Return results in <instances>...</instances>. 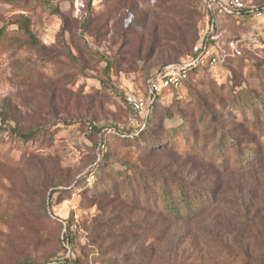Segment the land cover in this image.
Listing matches in <instances>:
<instances>
[{
	"label": "rangeland",
	"instance_id": "374dc122",
	"mask_svg": "<svg viewBox=\"0 0 264 264\" xmlns=\"http://www.w3.org/2000/svg\"><path fill=\"white\" fill-rule=\"evenodd\" d=\"M227 1L0 0V264H264V228L232 220L264 223V15L232 25L220 10ZM19 16L34 46L9 24ZM205 35L237 38L241 55L163 91L152 132L109 138L105 163L89 175L95 136L82 120L124 124L126 98L143 101L148 77L185 64ZM12 127L39 137L22 142ZM220 141L221 154L256 160L227 173L222 160L238 167L241 156L211 157ZM149 173L214 192L215 204L170 223L161 203L151 209L155 186L140 198L143 184L125 186L150 187ZM82 177L89 182L77 186Z\"/></svg>",
	"mask_w": 264,
	"mask_h": 264
},
{
	"label": "trees",
	"instance_id": "16d2710c",
	"mask_svg": "<svg viewBox=\"0 0 264 264\" xmlns=\"http://www.w3.org/2000/svg\"><path fill=\"white\" fill-rule=\"evenodd\" d=\"M257 10L262 11V15H264V7H260V8H255ZM208 12V11H207ZM208 17L206 20V29L208 30L213 22V18L212 16L208 13ZM225 19L231 23L232 25L235 26H243L244 25V20L247 17H255L254 14H249L247 11L245 12L244 10H232L229 14L225 13L223 14ZM10 25H16L18 27L19 30H21L29 39L30 41V45L34 46L35 45V37L34 35L30 32L29 30V22L28 20L23 17V16H19L17 18L11 19L9 21ZM198 39V38H197ZM196 40V43L198 42V40ZM237 38H231L228 40H235ZM195 43V44H196ZM191 51L189 52V55H191ZM188 55V54H187ZM239 57H229L226 59V61L224 62V64L222 65L221 68H226L228 67L230 61L232 60H236ZM161 69L160 68L157 72H159ZM212 69L207 68V67H197L192 69L191 71H189L188 73V78L182 82L181 86L182 87L186 82H188V80L190 79V77L192 76H196L198 73L200 72H207L210 71ZM154 75V74H153ZM151 74V76L148 77L147 81L153 76ZM146 81V84H147ZM177 88H173V87H169L166 89L161 90V92L156 95L155 100L152 104V110L150 115L148 116L147 120L145 122H143L144 126L141 128H138L136 132H130L127 131L126 134L123 135H112V134H108L106 132H102L103 128L101 127H96L94 124V120L91 119H87V120H82V125L86 128L87 130V126H90V131H88V133L90 135H94L95 136V142H94V156H95V161L93 163V165L91 166L92 170L89 173V175H95L97 171L101 168V166H103V164L105 163V158L107 156L108 153V149H109V138H112L113 140L119 141V142H125V143H131V142H135L138 140H141V138L143 137L144 134L148 133V132H152L151 130L154 129V119H155V113L157 108L159 107V105H161L162 102V92L165 90H170V92H172L173 90H176ZM126 104L128 105V108L130 109V113H131V108L129 106V104L126 102ZM181 119L184 120V117L181 115L180 116ZM207 122V121H206ZM56 124H51L50 126H55ZM111 126V125H110ZM37 128H39L38 126H36ZM46 127V126H43ZM161 129V127H159V130ZM33 128H30V130H28V132H22L19 131L16 127H12V128H8L7 131H9V133L16 138L17 140H20L22 142H29L31 140H33L34 138L38 139L39 134L36 131H33ZM221 141L218 142L216 144V148L211 149L209 151V153H212L210 156L214 157L215 155L218 157H222L224 159H227V156H232L233 154H237V156H241L237 161H238V167L235 166H229L227 167L226 163H228L229 161H225L222 160L221 165H222V170H226V172H232V171H239L241 168H245L248 166V163H254L253 161L256 160V158H254V156H251L250 154L245 155V157H242V154H240L239 152H237L238 150H230L228 149L225 153L221 154V148L219 146H221ZM99 145L103 146L102 150H99ZM196 145V144H195ZM207 148L205 147V149H209L210 143L206 144ZM188 146V144H187ZM186 146V147H187ZM192 148H188V150H186L184 153V155L189 156L191 153H193L194 151L191 150ZM98 154V155H97ZM196 156H200L197 153ZM210 157V159H212ZM243 158V159H242ZM243 162V163H242ZM235 164V163H233ZM138 174V173H137ZM139 174L144 175L143 173L139 172ZM150 175H152V177H154V180L151 181L149 180V183L151 184L150 187H148L147 184H145L144 182H142V180H139V182L137 184L135 183H131L128 182L125 184V186H128V188L134 186L136 188H138L141 184V187L138 189V191L136 192V197L140 198L141 194L144 193V195H149V190L151 189V187H156L155 190H153L151 192V197L152 198V202L154 203V205H152L151 209H155L158 210L156 207V204L158 202V204L164 207L163 211H164V218H166V220H168V222L170 223H176V222H181V221H192L196 218L201 217L202 215H204L206 213V210L210 209L214 204H215V196H214V192H210V194H204L203 192L199 191L198 189L194 188L191 184H189L188 182H186L184 179H180V178H169V177H163V178H159L156 175L149 173ZM147 175V176H150ZM98 177V176H97ZM83 178V177H82ZM88 179H79L77 186H79L81 183L85 184L87 183ZM93 182L88 183L89 185H91ZM118 192H116L117 196H121L124 195V192H122V190L118 189ZM232 220H234V222H237L236 224L240 227V228H264V223L261 224V222L259 221V219L256 216H250L249 214H243V216H237L236 214L233 215ZM263 253V252H262ZM261 253V255H262ZM75 264H79V263H75Z\"/></svg>",
	"mask_w": 264,
	"mask_h": 264
},
{
	"label": "built area",
	"instance_id": "2783aa9c",
	"mask_svg": "<svg viewBox=\"0 0 264 264\" xmlns=\"http://www.w3.org/2000/svg\"><path fill=\"white\" fill-rule=\"evenodd\" d=\"M81 8H84L83 4H79ZM223 14H229L232 10H244L249 14L261 16L262 11L246 5L242 0H228L220 8ZM214 29L211 25L210 30ZM216 35V34H215ZM205 35L198 43L197 46L192 48L191 55L188 61L180 67H167L156 72L147 81V90L145 99L135 100L131 97H127L126 101L131 108L130 116L127 118L124 124L112 125L102 132H106L112 135H123L127 131L136 132L138 128L144 126L143 122L146 121L152 110V104L161 90L173 87L179 88L183 81L188 78V73L197 67H219L221 68L224 62L229 57H239L242 53V44L238 39L226 40L222 42L218 36ZM227 52V53H226ZM149 114V115H148ZM143 115L142 121L139 123L137 119ZM90 126H87V130L90 131ZM99 150L103 149V146L99 145ZM98 155V154H97Z\"/></svg>",
	"mask_w": 264,
	"mask_h": 264
}]
</instances>
